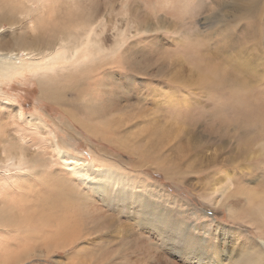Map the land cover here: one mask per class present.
<instances>
[{"label":"rangeland","instance_id":"374dc122","mask_svg":"<svg viewBox=\"0 0 264 264\" xmlns=\"http://www.w3.org/2000/svg\"><path fill=\"white\" fill-rule=\"evenodd\" d=\"M114 1L0 0L4 56L39 48L33 39L60 16H68L67 26L77 35L84 24L78 15L96 13L95 29L103 31L104 45L126 35V46L143 50L140 63L150 70L136 80L114 59L101 69L83 65L62 73H28L0 86V264H199L187 258L196 253L205 255L203 264H234L243 245L264 240L258 213L264 205V154L248 156L259 144L264 153V124L233 122L242 102L234 92L264 101V0ZM29 7L35 10L28 13ZM63 19L57 38L65 32L62 26L67 30ZM126 19L132 24L127 22L128 29ZM134 24L153 31L139 34ZM41 81L61 90V104L42 97ZM85 98L102 110L113 100L112 112L106 108L105 117L87 116L78 111ZM223 114L231 123L222 121ZM52 138L73 156L102 166L73 182L76 175L59 162ZM8 140L27 159H37V168L9 165L2 151ZM111 171L125 183L115 185ZM225 173L232 186L222 203L213 204L209 198L216 195L209 186ZM56 176L81 193L74 198L80 217L90 204L105 216L98 225L90 220L81 240L67 249L56 234L42 236L22 213L24 207L30 214L41 210L36 200L50 195L42 182H57ZM92 183L107 185L110 206ZM160 216L166 232L137 223ZM76 252L83 257L73 258Z\"/></svg>","mask_w":264,"mask_h":264},{"label":"bare ground","instance_id":"6f19581e","mask_svg":"<svg viewBox=\"0 0 264 264\" xmlns=\"http://www.w3.org/2000/svg\"><path fill=\"white\" fill-rule=\"evenodd\" d=\"M39 1L41 2L42 0H39ZM116 1H114L115 4H116ZM108 4H109V2H108ZM50 5H51V3H50ZM5 6L7 7L8 3H6ZM65 6H66V4H65ZM103 6H105V5H103ZM128 6H129V4H128ZM8 8L15 10L11 4H9ZM31 8H32V10L29 7L28 13H30L31 11L33 12V10H35V9H33L34 7H31ZM129 10H130V8H129ZM129 10L127 11L128 13H129ZM123 11H124V8H123ZM94 12H95V9H94ZM197 12L195 11L194 13H197ZM123 13L126 14V12H123ZM73 14H75V13H73ZM139 15H140V13H139ZM7 17L11 18V16H7ZM67 17H68L67 15H65L63 17L60 16V18H58L57 23H55L53 25H51V23H48V25H49L48 27H44L40 30V33H42V37L36 36V38L33 39L34 44L38 45L39 48H37L35 50L31 49V52L24 51V53L20 52L17 54L14 53V54H10V55L8 53L5 56H4V54H0V86H3L6 81H11L12 79H15L18 76L25 77L24 75H26L28 73L29 74H35V73L37 74L39 72H42V74L43 73H45V74H47V73H54V74L55 73H62L69 68L80 67L83 65H85V66L90 65V66H88L89 70L94 69V66H96V65H98V68L101 69L106 64L113 63L114 59H115V62H116V60H118V61L120 60L119 67L124 69L125 71L129 72L131 75L137 77L136 80L140 79L141 77L149 76L148 73L150 70L145 69L141 65V63H140L141 59L139 58V55H144V51L139 49V48H134V47L129 46V45L126 46V43H127L126 39H129V37L124 35L125 37L123 39L121 38L120 41H118L115 38L117 41L115 42V44L111 45L110 47L104 45V39L102 38L103 31L98 32L95 29V26H97L95 24L96 23L95 20L98 19V18L96 19V13H92L90 17L89 16L85 17L84 13H83V15H78L79 18H84L82 20L80 19V22L84 23V24L83 25L80 24L81 25L80 29H81L82 33H79V34L77 33V35H75L73 33L75 30V29H73L74 27H70V26L68 27L67 26L66 21H68V22L70 21L69 18H67ZM237 17H238V19H241V17L239 15ZM3 18H5V17L3 16ZM61 18H64L63 24L65 26H67V30H66V27L62 26V28H64L65 32L62 33L57 38V34L61 30V26H60ZM112 19H115V18L113 17ZM141 19H143V18H141ZM139 20H140V17H139ZM188 20H189V18H188ZM64 21L66 23H64ZM41 22H43L42 19H41ZM127 22H129V24H130L129 19L128 20L126 19V23H125L127 25L126 29H128V27H129ZM75 25H78L77 22L75 23ZM100 25H102V24H100ZM130 25H132V24H130ZM134 26L136 27V31L139 34H146V33H149L151 30L153 31V29L149 30L150 29L149 26L146 27L144 25L145 27H142V26L140 27L137 24L136 25L134 24ZM161 27H164V26H161ZM161 27H160V30H161ZM68 28L70 29L69 32H68V30H69ZM126 29H124V31ZM122 30L120 29L119 31H117V33H120ZM117 33H115V34H117ZM124 34H125V32H124ZM121 35H123V33L119 34V36H121ZM46 37H48V39H46ZM117 38H119V37H117ZM80 39H82V40H80ZM97 71H99V70H97ZM56 76H59V75H56ZM174 76H176V75H174ZM174 76H173V78H174ZM70 78H72V77H70ZM131 79L134 80L135 78H131ZM179 81L181 82V80H179ZM188 81L193 82L192 77H190L188 79ZM188 81L182 80V82H184V83L188 82ZM100 82H102V81H100ZM175 82H177V81H175ZM1 90H2V87H0V92H2ZM113 93H114V91H113ZM234 93H237V96H239V99L242 101L241 102V110L242 111L239 108L237 109V115H238L237 121H233V122L241 123L245 126H248L249 124L253 123V120H255L257 125H260L261 124L260 122H262L264 124V101L259 99L258 96L254 100L251 99L252 94H250V93H248L247 95L241 94L238 92H234ZM62 94L63 93L61 92V90L56 85L50 84V86H49V83H45V82L41 83V95L43 98L50 99V100L55 101L56 103L61 104L62 103V100H61ZM106 98H109V97H106ZM117 100H118V98H117ZM85 101H86V103L81 107L82 109H78V111H81V112L85 113L87 116H90L92 118H97L99 116L101 118V117L107 116V115H104V111L106 110V108L108 110H110L113 107L112 105H114V104H112L113 100L112 101H111V99L106 100L105 101V103H106L105 108H104V110H102L101 108H98L95 105L94 101H92V102L90 101L87 103V98H85ZM229 104L232 105L233 102L230 101ZM114 110H115V108H114ZM226 112H227V110L225 109L224 113H226ZM34 120L38 121V122L41 121V125H43L44 127H47L46 123L43 122L42 119H39V117H35ZM222 121L224 123H231V121L228 120V115H224V114L222 116ZM50 134H52V133H50ZM50 143L55 147V151H57V156H58L59 162L62 163L65 167H67L69 171H72L73 173H75L76 177L73 178L74 179L73 182H75V180L82 179L83 177H87L86 173L83 171H89L92 168H95V171H98V169H100V168H97L98 167L97 165H100L101 163L97 164V162H94L96 160L90 162V161L85 160L83 158H77V157L73 156L72 154H70L67 151V149H64L60 145L57 138H52V142H50ZM2 151L5 155L7 163L9 162V165H11V166L14 165L17 170H21V169L27 170L30 167H36L37 168V166H38V163H37L38 160L36 159L33 161L30 159H27V157H25L26 154H23L24 152L21 150V148L19 147V145L17 143L9 142V140L5 141V144L2 146ZM261 154H264V153H263L262 144H259L256 149L250 150L248 156L249 157L252 155L258 156ZM29 165H31V166H29ZM101 166H102V164H101ZM104 168H105V166H104ZM104 168H102V169H104ZM26 170H24V171H26ZM113 171L116 174H119V171H117V170L116 171L113 170ZM113 171L108 173V177H111L115 181H117V182H115V185H117V184L119 185V183H121V184L125 183V180H122V181L119 180L118 181L117 179H115ZM122 177H124V176L121 175L120 179H122ZM58 178L59 177H57V176L53 177V179H55V181H57V182H53L52 184L42 182L43 185L45 184L43 187H45L46 190L50 191V195L47 197H43V198L36 200L35 204L41 208V210L39 212L33 213V214H30V212L26 213V211H28V207L27 208L24 207L22 209V213L25 216H27V218L25 220L33 222V224L36 227H38L37 230L42 234V236L47 238V236L45 235V233H47V232L56 234L57 236H59L63 240V243H59V245L64 246L63 248L67 249L68 248L67 246H73V245H75L76 242L81 240V239H79L81 236H83V234L81 232L83 230L85 231L86 227L89 228L87 224H89L88 222L90 220H91L90 222H92L93 224H97V223H99L100 219H102V220L105 219V216H103L104 214L102 215L103 211H101L102 213L99 212L100 210L99 211L97 210L98 213H95V211H93V210L97 206L90 204V207L87 206V207H89V209H86V211H85L87 213L86 216L80 217L75 210L77 202H75L74 198L76 196H81V193L77 192L76 186L74 184L67 183L66 182L67 180L66 181H64V180L60 181V180H58ZM91 185H92L94 190L99 191L101 199H103L104 197L109 198L112 194L109 190L104 189V188H107V185L104 186L102 184H97V183H95V184L92 183ZM231 186H232V176L230 173H225L222 180H216L214 184L209 186V189L211 190V194L216 195L215 200L213 198H209V200L213 204L222 203V201H223L222 198L226 197L227 191L231 188ZM124 193L125 192L123 191L122 194H124ZM219 196H221L220 200L217 199ZM111 197H110V199H111ZM76 201H78V200L76 199ZM104 201L109 206L111 205V203L108 202V200L106 198H104ZM83 206H84V204H83ZM85 207H83V208H85ZM97 208H99V207H97ZM258 213L262 218H264V205L261 206L260 210H258ZM105 214H107V213H105ZM194 214L199 216V217L202 216L200 213H197L196 211H194ZM163 216H165V215L163 214ZM163 216H160L158 218H156V217H153V218L145 217L146 220H140V221H137V223L142 228L143 227H149L153 231L162 230V231L166 232L165 230H163V228H161L159 226L160 222L165 221V218ZM90 230H91V228H90ZM172 242H174V240ZM242 247L244 249V252H242L238 256L237 261L234 262V264H264V240H262L261 242L250 240L247 242L246 245H243ZM74 257L75 258H81L83 256H82V254H80V252H76L74 254L73 258ZM187 258L193 259V260L197 261L199 264H203L204 260H205V255H202L201 253H196V254H193L192 256H191V254H187ZM26 261L27 260H25V261L21 260L15 264H23ZM61 262H62V264H68L67 262H64V261H61Z\"/></svg>","mask_w":264,"mask_h":264}]
</instances>
